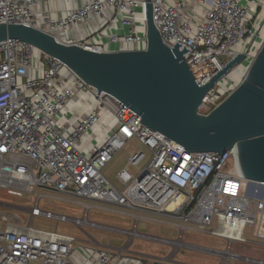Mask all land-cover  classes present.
I'll list each match as a JSON object with an SVG mask.
<instances>
[{
    "label": "built area",
    "instance_id": "1",
    "mask_svg": "<svg viewBox=\"0 0 264 264\" xmlns=\"http://www.w3.org/2000/svg\"><path fill=\"white\" fill-rule=\"evenodd\" d=\"M194 1L150 0L162 42L169 48L178 42L180 49H189L183 57L189 69L196 68L193 76L201 74L196 81L205 84L230 59L245 55L202 98L198 112L207 114L237 87L264 44V0H249L255 6L253 15L246 0ZM32 5L37 12L31 10ZM108 7L113 8L111 17L106 14ZM53 13L59 15L54 18ZM78 21L86 36L74 39L71 28ZM0 22L30 25L63 44L94 52L145 50L148 44L145 0H0ZM57 28L65 40L52 32ZM240 66L244 73L236 85L230 74ZM62 68L68 76L59 79ZM81 89L88 90L116 121L86 152L77 143L88 140L100 127V109L93 103L78 104ZM127 147L131 151L126 164L113 179L108 178L103 168ZM0 187L13 194L41 189L30 217L54 223L53 229L31 225L22 230L0 217V264H86L94 252L100 255L93 264H184L165 263L160 257H152L155 260L123 246L101 245L93 238L75 248L80 240L58 229L66 223L176 244L173 239L138 232L142 216L137 211L170 218L178 227L179 239L185 231L203 232L227 241L220 253L225 252L230 260L264 264V258L231 251L234 241H248L247 228L264 239V182L243 176L235 146L222 153L189 151L142 124L139 114L111 94H97L95 87L56 57L13 38L0 44ZM44 196L75 198L84 207L82 215L42 208L39 201ZM92 202L131 214L132 228L88 220ZM260 244L264 247V242Z\"/></svg>",
    "mask_w": 264,
    "mask_h": 264
},
{
    "label": "water",
    "instance_id": "2",
    "mask_svg": "<svg viewBox=\"0 0 264 264\" xmlns=\"http://www.w3.org/2000/svg\"><path fill=\"white\" fill-rule=\"evenodd\" d=\"M147 48L138 51L94 52L63 44L52 35L23 23L0 22V44L13 38L56 57L86 84L111 94L159 131L189 151L222 153L235 146L243 176L264 182V44L237 87L207 114L198 112L206 92L244 54H237L205 84L193 76L176 42L165 45L145 0ZM262 196V195H261Z\"/></svg>",
    "mask_w": 264,
    "mask_h": 264
},
{
    "label": "rangeland",
    "instance_id": "3",
    "mask_svg": "<svg viewBox=\"0 0 264 264\" xmlns=\"http://www.w3.org/2000/svg\"><path fill=\"white\" fill-rule=\"evenodd\" d=\"M192 2L195 1L192 0ZM51 3L53 5V2ZM246 7L249 9L250 15L255 13V6L249 0H246ZM31 10L37 12L35 5L31 6ZM106 14L111 17L113 15V8L108 7ZM58 15V13H53L54 18ZM52 32L61 39H66V35L63 34L61 28L54 29ZM71 34L74 39H81L86 36L85 28L81 22L78 21L75 23L71 28ZM221 59L223 61L226 60L224 56H221ZM242 69L243 68L240 66L234 69L231 74L236 78H240L244 73ZM66 76H68V73L62 68L58 73V78L61 79ZM53 81L55 82L56 79L54 78ZM235 83L237 85L239 81L237 80ZM26 93L30 94L31 90H27ZM78 95L80 96L79 105L85 107L89 103H93L94 106L100 109V127L93 131L88 140H84L83 142L79 141L77 143L78 149L86 152L96 140L102 137L105 131L115 124L116 121L112 113L107 108L102 107L99 101L96 100L88 90L81 89L78 91ZM76 109L77 106H74L73 110L75 111ZM130 151L131 149L128 147L117 151L112 160L103 168V173L108 178L113 179L114 174L126 164V158ZM40 193H42V190L35 188L34 192L31 193L21 192L20 194H13L8 188L0 187V217H5L8 223L14 224L22 230H28L31 225L36 228L53 229L54 223L52 221L43 220L41 218H34L32 220L30 217V207ZM39 205L42 208L62 212L68 216H81L84 209L80 202L67 201L54 196L41 197ZM92 205L93 206H91L88 211V220L121 229L130 230L132 228L134 217L131 214L120 212L98 202H92ZM136 214L142 216L138 221V232L173 239L176 241V244L170 246L168 244L137 238L129 234L126 235L89 226L78 228L66 223H60L58 229L71 233L80 240L79 244H75V248H81V246L84 245L81 244L82 241L93 238L95 240L94 242L101 245L111 244L114 248L123 246L127 247L131 252L147 257H160L165 263H173L175 260L184 264H245L240 260H230L226 254L220 253L227 248V241L224 239L203 232L190 231H185L183 237L179 239L177 238L178 227L172 224L173 220L170 218L142 211H137ZM244 236L248 241H234L231 245V251L241 255L264 258V247L260 244L264 242V239L258 238L251 228L246 229ZM199 247L216 249L219 252L202 251ZM99 255V252H94L91 261H87L86 264H93ZM77 257L81 258L79 251H77Z\"/></svg>",
    "mask_w": 264,
    "mask_h": 264
},
{
    "label": "crops",
    "instance_id": "4",
    "mask_svg": "<svg viewBox=\"0 0 264 264\" xmlns=\"http://www.w3.org/2000/svg\"><path fill=\"white\" fill-rule=\"evenodd\" d=\"M65 200H67V201H74V202H80L79 200H77V199H75V198H71V197H69V198H65Z\"/></svg>",
    "mask_w": 264,
    "mask_h": 264
},
{
    "label": "bare ground",
    "instance_id": "5",
    "mask_svg": "<svg viewBox=\"0 0 264 264\" xmlns=\"http://www.w3.org/2000/svg\"><path fill=\"white\" fill-rule=\"evenodd\" d=\"M230 76L233 77L236 81H237L238 79H240V78H236V77H234L233 74H230ZM224 253H225V252H224Z\"/></svg>",
    "mask_w": 264,
    "mask_h": 264
}]
</instances>
